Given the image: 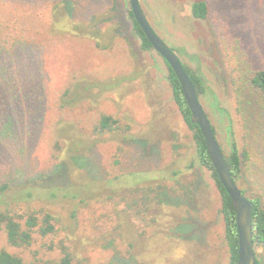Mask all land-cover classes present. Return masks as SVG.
Masks as SVG:
<instances>
[{"label":"rangeland","instance_id":"obj_1","mask_svg":"<svg viewBox=\"0 0 264 264\" xmlns=\"http://www.w3.org/2000/svg\"><path fill=\"white\" fill-rule=\"evenodd\" d=\"M0 1V15L18 22L17 30L24 19L32 20L36 40L0 54V183L15 190L71 180L77 188L85 176L169 167L193 181L190 198L166 191L165 204L154 210L157 220L147 228L124 217L116 199L78 206L74 199L12 204L21 213L45 207L58 231L27 250L8 246L0 231V248L27 260L48 259L58 251L46 245L62 240L80 264H228L220 192L196 160L193 130L173 99L163 58L142 50L133 33L129 0ZM139 1L155 31L203 78L200 101L224 153L232 142L247 152L238 186L264 206V92L251 82L264 69V0H205L204 19L191 15V4L199 0ZM104 11L114 20V35L105 34L104 21L96 25L102 34L93 36L88 26ZM76 25L86 29L73 30ZM77 85L83 98L56 108L62 92ZM100 112L130 121L134 139L122 154L115 155L110 136L94 142L92 125ZM60 116L64 120L56 124ZM58 137L63 150L55 161L51 139ZM76 140L87 149L71 158L68 149ZM177 216L181 221L174 225ZM256 254L264 264V247Z\"/></svg>","mask_w":264,"mask_h":264},{"label":"trees","instance_id":"obj_2","mask_svg":"<svg viewBox=\"0 0 264 264\" xmlns=\"http://www.w3.org/2000/svg\"><path fill=\"white\" fill-rule=\"evenodd\" d=\"M1 3L2 1H0V5ZM190 11L193 17L204 19L209 14L208 3L205 0L195 1L191 4ZM103 13L106 15L95 17L92 23L89 24L90 28L88 26L89 32L93 36L102 34L100 29L101 26L98 28L96 25L101 24V22L104 21L109 23V25L105 27V30L107 31L105 34L107 36L114 35V30L116 29L114 20L112 19V16L105 11ZM129 16L132 21L133 33L140 40L141 49L144 51L154 50L141 27L135 21L131 10H129ZM17 23L13 20H7L0 15V54L9 52L11 49L19 45L23 47L25 45H34L36 43L35 37L32 35V20L28 19L26 21V19H24L21 28L18 30ZM46 28L47 27L44 26V30ZM77 29L84 30L86 27L81 28L78 25L74 26L73 30ZM48 31L51 30H47L44 35H47ZM171 48L175 51L174 47ZM20 53H23V50H21ZM164 62L168 69L167 80L171 88L173 99L176 102L184 121L189 128L193 130L196 160L201 167H204L211 172L217 189L220 192L221 213L225 223V239L229 252L228 264H237L239 244L235 210L231 198L218 179L199 127L190 121V110L184 98L181 84L168 63L165 60ZM182 64L195 87L198 97L200 98L202 95H205L206 89L203 78L183 62ZM120 82L121 80H118L115 85ZM251 82L254 86L264 92V69L255 71L251 78ZM78 88L79 85H77L76 89L72 92L69 91V88L65 89L58 99L56 108L62 110L69 108L70 105L77 104L84 95L83 90ZM60 117L61 118L55 122L56 124L64 120L62 116ZM212 128L216 135V130L213 124ZM65 130L67 131V127H65L64 130H61V132L66 133ZM92 131L97 136V140H94V142H99L98 140H100L102 136H110V140L115 146V155L122 154L126 149L125 146L134 139L130 121L126 118L122 120L104 112L99 113L97 121L92 125ZM58 139L59 137L51 139L53 148L51 157L55 161L59 160L61 151L63 150V142ZM80 145H83V142H78L76 140L75 143L69 147L68 151L71 158L80 157L82 152L87 149V147L82 148ZM174 147L177 148V146ZM224 156L231 175L238 185L243 161L247 159V152L246 150L239 151L237 143L232 142L230 153H224ZM115 163L119 164L120 162L118 159H115ZM181 171V169H173L169 167L168 169L159 168L152 171L131 170L120 174L108 173L110 177L103 176L104 179L85 176L84 183L79 186L80 188H76V184L71 182V180L63 185H30L15 190L9 183L3 182L0 183V204H2L0 206V231L4 233L8 246L20 250L29 249L39 237L54 238L58 231L56 218L53 213L45 207L29 209L22 213L11 207L12 204L18 202H30L35 198H40L41 200L44 199L46 202H55L59 201V199H74L77 200V206L80 204H88L90 201L107 200V202H109L116 199V204L121 205L122 210L124 211L121 212L124 217H130L135 219V221H144L145 227L147 228L150 227V225L152 226L157 220L154 210L165 204V197L168 194L166 191L173 192L177 195H183L187 198L192 197L193 181L188 182L181 179ZM133 176H135L136 179H131ZM241 190L245 193L243 189ZM251 199L254 203L252 219L253 242L256 253L257 247H264V206L259 198L255 197ZM179 221H181V218L179 219V216H177L174 225ZM118 227L119 223L115 230L119 229ZM46 248L48 250L57 249L58 256L48 259L33 258L32 260H27L20 252H13L6 247H1L0 264H80L79 261L76 260L74 254L70 251L69 247L62 240L56 244L53 241H50V243L46 245ZM257 264H259L258 260Z\"/></svg>","mask_w":264,"mask_h":264},{"label":"water","instance_id":"obj_3","mask_svg":"<svg viewBox=\"0 0 264 264\" xmlns=\"http://www.w3.org/2000/svg\"><path fill=\"white\" fill-rule=\"evenodd\" d=\"M129 4L135 21L141 27L153 49L168 63L179 80L184 98L190 110V121L199 127L218 179L231 198L235 210V221L238 233L239 247L237 264H257V256L253 242L252 211L254 203L251 198H248L242 192L241 188L234 181L222 148L212 128L211 121L204 110L181 59L154 30L142 9L140 1L129 0Z\"/></svg>","mask_w":264,"mask_h":264},{"label":"flooded vegetation","instance_id":"obj_4","mask_svg":"<svg viewBox=\"0 0 264 264\" xmlns=\"http://www.w3.org/2000/svg\"><path fill=\"white\" fill-rule=\"evenodd\" d=\"M143 9V8H142ZM155 30V29H154Z\"/></svg>","mask_w":264,"mask_h":264}]
</instances>
